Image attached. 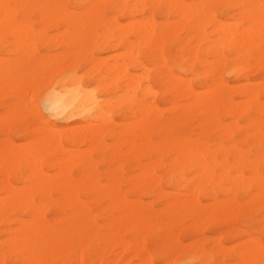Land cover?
<instances>
[{
	"label": "bare ground",
	"instance_id": "1",
	"mask_svg": "<svg viewBox=\"0 0 264 264\" xmlns=\"http://www.w3.org/2000/svg\"><path fill=\"white\" fill-rule=\"evenodd\" d=\"M34 26L61 29V39L71 32L76 45L83 32L96 36L101 29L102 49L128 54L122 63L104 69V75L112 76L105 94L132 108L120 113L123 121H113L106 100L88 91L91 80L74 77V66L62 68L63 74L47 88L46 107L67 122L79 118L83 124L56 128L31 110V135L40 132L48 139L30 152L20 148L23 144H0V193L5 195L0 223L6 227V241L26 250L27 262L41 264H264V242L257 237L264 236V176L259 170L261 165L264 169V0H0L1 51L11 46L7 39L19 48L33 40ZM141 49L143 58L153 62L152 70L141 61ZM166 56L179 73L168 66ZM228 56L235 58L227 69L234 86L222 80ZM51 58L30 55L33 65ZM95 61L90 54L83 65L89 64L98 77L102 62ZM8 62L0 57V88L13 85L14 97L24 102L22 70ZM251 73L256 77L252 81ZM164 93L169 95L167 106L160 108L155 99ZM8 106L0 102V109ZM13 111L0 124V135L29 129L20 111ZM164 111L195 118L196 138L165 140ZM225 116L234 120L229 123L238 132L240 147L232 128L219 127ZM87 132L90 139L83 136ZM104 135L124 138L106 146L100 139ZM62 137L87 149L65 148ZM252 148L259 150L257 158ZM98 150L109 151V158L119 162L124 156L133 158L138 176L122 189L105 172L109 183L102 184L95 168L99 160L93 158ZM13 173L16 180L30 182L31 189L17 191L9 181ZM166 175L172 191L161 185ZM128 193L137 199L130 200ZM150 197L159 209L144 203ZM37 198L45 208L56 205L51 218ZM207 199L211 205L204 204ZM88 204L98 208L97 214ZM22 214L31 220L23 222ZM224 226L232 228L225 232ZM208 231L211 237H206ZM182 232L195 240L183 244ZM225 234L236 240L233 246L222 244ZM0 264L6 263L0 259Z\"/></svg>",
	"mask_w": 264,
	"mask_h": 264
},
{
	"label": "rangeland",
	"instance_id": "2",
	"mask_svg": "<svg viewBox=\"0 0 264 264\" xmlns=\"http://www.w3.org/2000/svg\"><path fill=\"white\" fill-rule=\"evenodd\" d=\"M70 1L73 3L75 0H70ZM107 14H109V13H107ZM39 28L40 27H38V26H34V31L37 33V35L33 38V40H30L26 43H22L23 45L20 43L21 47L23 46L24 49L21 47L19 48V45L14 46L15 44H13L14 43L13 39H7V45H11L10 47H8V51H1L2 48L0 47V57H3V59L8 60L9 61L8 63H14L15 62V66L19 67L22 70V74H23L22 80L23 81L21 80V82L24 83L23 86L25 87V91H26L24 95L28 96V98L24 97V102L23 101L20 102L14 97L13 85H10V86L7 85L6 87L0 88V102L1 101L6 102L9 105L6 108L0 109V124L3 123L4 119L9 117L10 112H14L13 110L17 109L18 111H20L18 114L20 116H23V120L25 119L24 120L25 124L29 126L28 130H26V131L24 130L22 133H19V134L17 132L13 131V129H11L13 132L10 130L6 134V136L0 135V144L2 145L8 141L12 142L15 147H20L21 144H23L22 147H20V148L25 149V151L28 148V150L30 152V149L32 150V149L36 148L39 145L40 141H42V142H40V144H43L44 141H46L43 139H45V138L48 139V137L42 138V135L40 134V132L35 134V136L31 135L30 131H32V129L34 128L32 122H31V120L33 119V117H32L33 114H32V112H30L31 110L34 111L40 117V119L42 121L48 122L56 128L68 129V128H71L70 127L71 125L73 126L72 128H74V127L79 126L80 124H83V120H80L79 118H75L73 121L67 122V121L63 120L61 117L55 116L51 112V110L46 107V104L44 101L45 95L48 93V91H50V89L48 90L47 88H49L50 86L53 87L55 84L56 80H54V78L57 75L63 74L62 68H68L69 66L75 67V69L73 70L74 71V73H73L74 77H76V78H82L83 77L86 80H91V84L88 88V91L94 93L100 100H106L105 102H107L108 106L111 107V110L109 111V115H110L111 119L113 121H116V122L123 121L125 115H123L124 116L123 117V116H121L122 114H120V113L121 112L128 113L132 107L128 108L124 104L119 103L120 99H115L112 96L105 94L106 89H108L110 87V85H108V83L110 84V82L112 81V76L109 74L104 75V72L106 71L104 69H107V67H109L110 65L112 66V64H114V62L115 63H117V62L122 63V61L126 60L125 58L128 57V54L125 55L124 54L125 51L123 49H109V50L102 49V44H101L102 31H101V29H97L96 36L89 34V32H87V31L83 32L79 37L81 42L78 44L79 45L78 46V45L74 44V40H76V38L73 39L71 32L66 33L67 36L71 35V36H68V38L66 37V35L65 36L63 35L65 38H67V40H66L65 38H62V39L60 38L62 36V34L65 33L61 29H57V30L45 29V30H42ZM37 30H40V31H37ZM56 31H58V32L56 33ZM59 31L62 33L61 35H59V33H60ZM43 36H45V38ZM62 40H64V41H62ZM49 43H52V44H49ZM57 43H59V44L57 45ZM17 49L19 50V53L14 52ZM20 49H23L25 52H23V54H22V50H20ZM29 49H30V51H29ZM167 49L168 48L164 49V53L167 52ZM67 50H68V52H67ZM26 51L29 52L28 55H27L28 52H26ZM141 51L142 52L139 55L141 61L144 64H146V66L149 67V69L152 70V68H154L153 62L152 61L149 62L148 60L144 59L143 58L144 51L142 49H141ZM32 52L34 54H37V52H38L39 56H41V54H42V56L53 57V58H51L52 61L47 60V62H43V63L38 64V65H33L34 61L32 59H30V55ZM90 54H92L93 57L96 58L95 64L99 65V63L102 62V64H100L98 66V69L100 71V72H98V73H100V75H98V77L94 76L97 74V71H95L94 68H92L89 64H87L85 66L83 65L85 60H87L89 58ZM18 55H19V58H18ZM16 59H19V61ZM234 60H235V58H230L228 56L227 65H226L227 67L223 71L224 73H222V80L224 82H229V84L231 83L230 85L233 84L232 86L235 85L234 78H231L229 76L227 69L234 63ZM166 61H167L168 66L174 72H176V73L180 72L174 66L172 60L168 56H166ZM60 68H61V70H60ZM60 71H62V72H60ZM3 72H4V70L0 69V75H2ZM55 72H56V74H55ZM153 74L154 73L151 71L152 79H153ZM103 76H105L104 80L98 81V79L100 77H103ZM183 76L188 77V75L185 73L183 74ZM249 77H250L251 81H252L253 77L256 78L254 73H251L249 75ZM106 80H107V82H106ZM257 80H259V78H257ZM28 91H30V93H27ZM26 98H27V100H26ZM168 98H169L168 94H166V93L160 94V95L156 96L155 102L160 108H164L167 106L164 104V101ZM163 115L164 116L162 117L161 121L163 123L167 124V126H168L167 127L168 132H167L165 140L170 141V140H173L175 137L176 138L177 137L178 138H180V137L181 138H183V137L190 138L191 137V139L196 138L195 133H197L198 130L196 129L197 120L195 118H193L191 116L181 117L178 113L169 114L167 111H164ZM225 117H223V119L221 120L222 123L220 124L219 127H222V125H223L227 129L231 130V128H232L233 133L236 134V135H234V143L235 144L237 143L236 146L240 147L241 144L237 140L239 138L238 132L236 131V128H234V130H233L234 125L230 124L232 122L231 120H233V119L228 118V117L225 118ZM169 118H173L174 121L172 120L173 121L172 123H171V121L169 122ZM229 119H230V123H229ZM177 121L179 122V124ZM223 121H224V123H223ZM239 124L243 125V123L240 120H239ZM230 126H232V127H230ZM217 129L218 128H215V129L210 131V133H209L210 139L216 135ZM248 131L251 132V129L248 128ZM83 136H85L86 139H90L92 137L88 132L86 134H84ZM79 138H81V137H79ZM123 138L124 137H119L115 141V140L110 139L108 136L104 135L100 139L103 141V143H105L106 146H110L114 142H116L117 144H120V142H122ZM154 139L156 140L155 137H154ZM60 141L63 143L65 148L70 147V149H75L76 145H77L79 150H86L87 149V145L84 146V145H79V144H73V145L69 144L66 141L65 137L60 138ZM32 144H34V145H32ZM24 145L25 146L27 145V146L25 147ZM83 147H84V149H83ZM122 148H124L123 145H122ZM252 154L251 155L255 156L256 158L260 155L259 150L255 149V148H252ZM104 157H106V158L104 159ZM255 157H250V158L252 160H254ZM93 158L99 160L95 168L98 171L99 179H100L101 183L103 182L102 184L109 183L108 179L103 174L105 172H108V174H110L112 177H114L115 183H118V185H120L122 187V189H125L127 183L130 182V179L136 178L138 176V175H136V173L139 174V171L133 165V163H134L133 158H128V157L124 156L123 161L119 162L116 159L109 158V151L107 153H103L102 150H98V151L94 152ZM140 159H142L143 162L146 161L144 158H140ZM162 160L166 161V157L164 156V158H162ZM109 161H110V163H108ZM43 170L44 171L47 170L45 166L43 167ZM259 170L260 171L262 170L261 173L264 176V169H263L262 165L260 166ZM49 173H53V172L51 170H49ZM129 175H131V177ZM166 176L167 177H164L163 179H161V185L165 188V190L168 189L167 191H170V190L172 191L173 190L172 186H170V184H168L169 176L168 175H166ZM3 178H4V176L2 174H0V181H2ZM9 181H10V183H12L13 187L16 185L14 188L17 189V191H25V190L27 191V190H30L32 187L30 182H27V181L21 182V181L16 180L14 173L12 175H10ZM21 185L23 188L21 187ZM180 188H182V186ZM128 194H129V198H133L130 200H136L137 199L136 196H132V194H130V193H128ZM0 195H1L0 201L1 200L4 201L5 195L2 193H0ZM57 198H58V194L53 192L52 193V199H57ZM220 198L224 199V196L223 197L220 196L219 199ZM143 201H144V203L153 202V204H154L153 207L155 210L160 208L159 205H156L157 202H154V199L152 197L143 198ZM206 201L208 202L209 205L212 204L211 199L203 200L204 204L206 203ZM209 201H210V203H209ZM59 202H61V201H59ZM36 203L38 206H40L39 208L41 209V211L43 213H46L48 215V217L51 218L50 213H52V211L56 208V205L54 204V205L49 206V207H47V205H46V208H45L44 207L45 204L43 206L41 203V199H38V198L36 199ZM205 205H207V203ZM88 206L91 208L92 214H97V212H98L97 207L90 206L89 204H88ZM18 213L19 212L16 211V214H18ZM10 217H12V216H10ZM21 218L23 219V222H25V223H26V219L29 220V218H30V220H31V217H29L25 214H22ZM28 220H27V222L30 221V220L29 221ZM240 225L241 226H239V225H237V226L240 228L242 226H244V224L243 225L240 224ZM14 226L17 227V224L16 225L12 224V227H14ZM5 228L6 227L3 225V223H0V232L2 233V234L0 233V259L2 261H4L6 264H25V263H27V264H30V263L31 264H37V263L39 264L40 263L41 264L42 263V260H40L41 262L36 261V263H35V261L27 262L26 261L27 252H25L26 250L21 249V248L18 249L13 245L12 242L10 243V242L6 241L7 236L5 234H3V230H5ZM221 228H222V230L224 229V231L226 232L229 228L231 229L232 227L224 226ZM231 236L226 235V234L221 236V239H222L221 242L224 246L230 247L236 243V240L233 241L232 239H230ZM206 237H211L209 231L206 232ZM257 237L264 242V236L259 235ZM180 239H181V242L185 245L190 244L193 242V240H195L194 238H192V239L186 238L184 232L181 233ZM6 242H8V243H6ZM225 243H227V244H225ZM2 248H6V249H2ZM12 252H14L15 254ZM15 255H17L18 257ZM16 257H17V259H16ZM13 259L15 260V262ZM57 262L55 264L60 263L59 261H57ZM47 264H51V263H47ZM62 264H69V262H68V260H65ZM107 264H112V263L109 262ZM156 264H163V263L156 262ZM176 264H182V263L177 260Z\"/></svg>",
	"mask_w": 264,
	"mask_h": 264
}]
</instances>
